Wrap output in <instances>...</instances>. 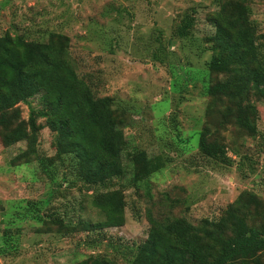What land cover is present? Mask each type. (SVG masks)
<instances>
[{"label":"rangeland","instance_id":"obj_1","mask_svg":"<svg viewBox=\"0 0 264 264\" xmlns=\"http://www.w3.org/2000/svg\"><path fill=\"white\" fill-rule=\"evenodd\" d=\"M243 1L264 62V0ZM216 10L214 0H0V36L67 38L69 66L95 97L111 100L124 167L103 185L84 184L72 157L55 155L40 95L18 103L19 120L28 130L31 118L37 138L34 153L22 157L25 140L6 146L0 137V234L10 232L15 241L0 264H130L147 237L148 217L208 228L228 207L241 211L249 227L264 224L236 204L239 195L252 194L264 208V82L254 81L247 96L253 133L225 116L231 106L224 99L205 94L222 78L206 68ZM185 16L193 19L190 33L177 38ZM202 129L224 151L220 160L199 153ZM136 154L159 169L133 182L129 161ZM112 190L122 199L123 224L83 230L104 220L89 204L91 195Z\"/></svg>","mask_w":264,"mask_h":264},{"label":"trees","instance_id":"obj_2","mask_svg":"<svg viewBox=\"0 0 264 264\" xmlns=\"http://www.w3.org/2000/svg\"><path fill=\"white\" fill-rule=\"evenodd\" d=\"M217 10L209 18L213 31L206 38L209 73L222 78L205 86V94L224 99L239 129L253 133L254 107L247 102L254 81L264 82V62L255 41L243 0H214ZM193 19L184 17L175 31L177 38L190 33ZM67 38L49 34L45 43L25 42L21 37L0 36V135L4 145L26 141L18 156L34 153L37 135L31 118L28 130L19 120L18 103L40 95L48 129L54 133L57 157L70 155L78 179L88 186L103 185L124 171L118 145V123L108 97H95L90 86L69 66L64 56ZM199 132L201 155L220 160L224 151L216 141ZM17 158V157H14ZM132 181L138 182L158 171L159 166L136 154L129 161ZM89 204L102 212L104 220L83 224V230L119 227L123 224V203L117 190L94 193ZM239 208L264 218V208L252 194L239 195ZM241 211L226 208L223 216L208 228H197L183 218L148 217L147 237L137 246L130 264H264V224L247 226ZM0 256L10 255L15 245L10 232L0 234ZM78 264H104L99 259Z\"/></svg>","mask_w":264,"mask_h":264}]
</instances>
